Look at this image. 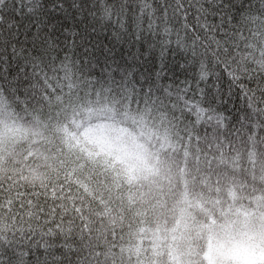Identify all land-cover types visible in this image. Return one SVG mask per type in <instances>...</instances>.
Here are the masks:
<instances>
[{
  "label": "trees",
  "instance_id": "obj_1",
  "mask_svg": "<svg viewBox=\"0 0 264 264\" xmlns=\"http://www.w3.org/2000/svg\"><path fill=\"white\" fill-rule=\"evenodd\" d=\"M125 11L129 29L133 17L142 25L141 51L145 40L167 43L163 79L150 75L156 51L130 65L109 39L114 29L130 39ZM0 16V264H210L206 245L166 242L162 212L171 199L219 190L223 172L242 175L248 203L264 214V0H0ZM101 26L109 36L90 34ZM88 36L101 42L96 69L83 63ZM105 43L119 63L101 71ZM93 115L141 126L158 118L160 169L131 173L89 140L83 119ZM171 138L192 147L169 155ZM226 264H264V255Z\"/></svg>",
  "mask_w": 264,
  "mask_h": 264
},
{
  "label": "snow or ice",
  "instance_id": "obj_2",
  "mask_svg": "<svg viewBox=\"0 0 264 264\" xmlns=\"http://www.w3.org/2000/svg\"><path fill=\"white\" fill-rule=\"evenodd\" d=\"M55 7H59L61 9H64L65 5L63 3H59L58 5L51 7L50 10L55 11ZM73 7L79 8V5L74 3ZM90 15H92V14H90ZM77 19L83 20V15H79L77 17ZM117 19H119V17H117ZM184 19L185 20L187 19V14H185ZM197 19H199V18H197ZM2 20H3V17L0 16V21H2ZM128 23H129V21L127 18V12L125 11L124 20H123V23L121 25V32L124 34H127L130 37V39L128 40V42L126 44L123 41L122 34L115 31V29L112 31L111 35L109 36L107 28L101 26V29L98 32L97 29L95 27H93L90 29V34L91 35L109 36L110 40H114L116 42V44H119L120 46L124 47V49H125L124 59L130 65L133 64V62H135L136 65H142L144 63V61L150 59L153 52L156 51L158 63L150 75L156 81L163 79V76L167 74L166 73V64H167V58H168L167 43L164 41H160L161 46L159 47V49H157L156 43H148L145 40L143 42L144 43L143 51H141L140 44H141V33L143 30L142 25L138 26V23H137L135 17H133V19H132L131 29H129L127 27ZM84 27L87 28V25H84ZM18 30L19 29L17 28V31ZM63 31L65 33H67L69 30L64 29ZM39 33H40V26H37V33L34 36V40L39 39ZM71 35L73 38L72 43L75 45L77 43L76 38L80 36V32L78 30H72ZM85 39H87L86 44L84 43ZM80 44L82 45V51L85 53L83 63L85 65H89L92 69H96L97 67H99L98 57H97L96 53L101 51V42H99V41L93 42V40L90 38V36H88V37H81ZM118 50H119L118 48L110 47L109 44H107V43L102 45V54L104 57V67L101 69V71L108 70L110 65H117L119 63L118 61H116L114 59H110L111 57H115L116 52ZM89 54H91V56H89ZM178 67L180 69H183L185 67V65L183 63H180L178 65ZM117 70L122 71V69H117V68L111 69V71L113 73ZM136 71H138V69L135 66H133V68L130 69L129 72L126 73V75L127 76H134ZM143 79H144V76H143V74H141V80L143 81ZM222 102H224V101H222Z\"/></svg>",
  "mask_w": 264,
  "mask_h": 264
},
{
  "label": "rangeland",
  "instance_id": "obj_3",
  "mask_svg": "<svg viewBox=\"0 0 264 264\" xmlns=\"http://www.w3.org/2000/svg\"><path fill=\"white\" fill-rule=\"evenodd\" d=\"M93 133L102 138L103 135H107V132L103 129H95ZM99 143H108L113 146V150L120 156L128 157L129 153L126 148L116 144L111 136L104 140L98 141ZM264 229L262 222L255 223L251 228H239L237 233L233 234L230 227H224L221 232L216 235L215 243L211 252V258L214 261L220 262L226 260L228 257L233 256L238 260H245L247 257V251L254 250V246H264V231L257 234L255 241L252 243L251 239L255 232H259Z\"/></svg>",
  "mask_w": 264,
  "mask_h": 264
}]
</instances>
